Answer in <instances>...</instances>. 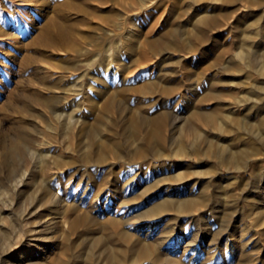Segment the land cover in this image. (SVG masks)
Returning a JSON list of instances; mask_svg holds the SVG:
<instances>
[{
    "label": "rangeland",
    "instance_id": "obj_1",
    "mask_svg": "<svg viewBox=\"0 0 264 264\" xmlns=\"http://www.w3.org/2000/svg\"><path fill=\"white\" fill-rule=\"evenodd\" d=\"M106 48L109 70L100 64ZM263 68L264 0H0V264L82 263L74 254L85 227L70 229L75 212L61 216L44 201L39 182L50 179L66 204L86 196L82 207L99 221L134 220L167 196H195L191 214L168 210L147 221L155 229L148 239L172 233L179 244L164 249L185 264H264ZM152 81L148 93L129 90ZM71 111L81 120L69 126L59 115ZM23 128L37 158L50 152L47 168L31 157L6 162L3 150ZM245 148L254 151L247 163L237 154ZM52 154L67 165L53 168ZM106 172L121 181L108 202L83 177ZM157 178L145 199L120 202ZM141 222L131 230L145 236Z\"/></svg>",
    "mask_w": 264,
    "mask_h": 264
},
{
    "label": "bare ground",
    "instance_id": "obj_2",
    "mask_svg": "<svg viewBox=\"0 0 264 264\" xmlns=\"http://www.w3.org/2000/svg\"><path fill=\"white\" fill-rule=\"evenodd\" d=\"M145 6V5H144ZM146 7V6H145ZM210 18H202V23H207L208 20ZM213 20V19H212ZM214 22V21H213ZM212 25V24H210ZM56 40V39H55ZM62 42V41H61ZM161 44V43H160ZM164 45H162L161 47H163ZM174 47V46H173ZM107 53H104V57H103V61L100 62L103 63L105 66H107L106 70H109V67L111 66L112 63V58L111 57L113 54L110 53L109 48H106ZM101 55V56H102ZM92 64V63H91ZM148 64L142 66L141 68H138L137 71L142 70V68H146ZM92 66V65H91ZM102 67V66H101ZM263 70V71H262ZM261 71L264 72V68ZM87 72V71H86ZM83 74V73H82ZM89 75V74H88ZM87 76V74H86ZM90 76V75H89ZM81 77V76H80ZM78 77V81L75 82L76 85H74V90L77 91L78 93H81L83 91V86L85 85L84 82L81 80V78ZM85 77V76H84ZM95 77V75H94ZM83 78V77H82ZM86 78V77H85ZM86 81V80H85ZM86 83V82H85ZM156 86V82L152 81L151 83L148 84H141L139 86L136 87H131L129 90H131L134 93H140V94H145L148 93L151 90V87H155ZM179 88H164L163 87V91L164 92H174L177 91ZM68 98V97H67ZM111 98V99H110ZM106 104H105V110L109 109V106L112 105L113 103V98L114 97H110ZM76 101V100H75ZM74 102V101H73ZM112 102V103H111ZM74 106V105H73ZM79 105H77L76 107L74 106V111L78 110ZM64 109V107H63ZM76 109V110H75ZM72 110V109H71ZM74 111H71L70 113H68L67 115L65 114L66 112H61L60 113V119L63 118V120L65 119L66 123H68V125H72L73 123L78 122L79 119L78 117L75 118V113ZM79 112V111H77ZM58 116V117H59ZM56 117V116H55ZM55 119V118H54ZM58 119V118H57ZM62 120V119H61ZM49 122V121H48ZM55 122V121H54ZM53 122V123H54ZM56 123V122H55ZM63 123V122H62ZM263 123V122H262ZM53 125V124H52ZM75 125V124H74ZM56 126V125H54ZM53 126V127H54ZM66 126V125H65ZM36 127V126H35ZM34 127V128H35ZM57 127V126H56ZM73 127V126H72ZM93 127V126H92ZM68 128V127H67ZM56 129V128H55ZM46 130V129H44ZM49 130V129H48ZM70 130V129H69ZM72 130V129H71ZM38 132V131H36ZM91 134H94V132L96 133V130L93 128L90 130ZM32 131L30 129H24L23 131L21 129V133L18 135L19 139L15 144H7L5 149L3 150V156L5 157L6 162L8 163L10 160L17 162L18 159L23 158L26 159L28 157H31L33 159H35V161H37V163H39V165L41 166V168L43 169L47 162L49 161L48 159H46V157H50L48 152H42L38 157V153H40V151L37 153L32 147V144L29 143V141L31 140V136H32ZM47 133V132H46ZM50 133V132H49ZM45 134V133H44ZM48 134V133H47ZM40 136V135H39ZM41 137V136H40ZM43 137V136H42ZM49 137V136H48ZM54 137V135H53ZM46 138V137H45ZM50 139V138H49ZM59 139V138H57ZM54 141V140H53ZM39 142V141H38ZM51 142V141H50ZM58 142V141H57ZM43 143V142H42ZM45 143V142H44ZM35 144V143H34ZM49 144V143H48ZM54 144V143H53ZM42 145V144H41ZM50 145V144H49ZM56 145V144H55ZM59 145V144H57ZM38 144H37V148H38ZM46 146V145H44ZM43 146V147H44ZM35 147V146H34ZM40 147V146H39ZM49 147V146H48ZM44 149V148H43ZM46 149V147H45ZM49 149V148H48ZM78 149V147H77ZM42 150V149H41ZM79 150V149H78ZM181 150V149H180ZM251 149H241L239 151H237V154L239 156V158L241 160H245V162L247 163L249 158H250V153H254V151L250 152ZM47 151V150H46ZM182 151V150H181ZM83 152L81 153V158L84 159L85 161H91V153H89V151ZM62 154V153H61ZM73 154V159H71V164H75L77 163V152L74 150ZM53 158L50 159V161L52 163H54V166L50 165L54 168V167H60L61 168V164L64 162L61 158L62 155L60 154H52ZM72 156V155H71ZM94 156V155H93ZM104 154H100V156L97 158V163H104ZM94 159V158H93ZM65 160V159H64ZM70 161V160H69ZM79 161V160H78ZM4 162V161H3ZM133 162H135L134 160H130L128 161V164H133ZM20 163V162H19ZM18 163V164H19ZM5 165V163H3ZM17 164V165H18ZM67 165V163H65ZM63 163V165H65ZM70 164V165H71ZM127 164V165H128ZM223 164V163H222ZM16 165V166H17ZM62 165V166H63ZM65 165V166H66ZM34 167V166H33ZM32 167V168H33ZM48 167V166H47ZM45 167V168H47ZM69 167V166H68ZM223 167L231 169V166L225 162L223 164ZM41 169V170H42ZM63 169V168H62ZM22 170V169H21ZM54 171V169H52ZM60 170V169H59ZM107 170V169H106ZM105 170V171H106ZM27 171V170H26ZM24 173V175L22 176V178L18 181V183L24 182L25 179L27 178L26 172ZM30 171V170H29ZM62 171V170H61ZM31 172V171H30ZM43 172H45L43 170ZM10 173H15L14 170L10 171ZM9 173V174H10ZM127 173V172H126ZM56 174V173H55ZM54 174V175H55ZM21 175V174H20ZM119 173L116 172V180H112V176H109L107 174V172L101 175V179L98 180L97 179V175L93 174V173H88L87 176H83L85 177V180L88 179V183H93L96 187H99V193L102 195V198L104 197V199L106 198L108 202V200H111V193H118V190H120L117 186L118 184L121 182L120 181V177L118 176ZM128 175V174H127ZM114 176V177H116ZM29 177V176H28ZM54 177V176H53ZM8 178V177H7ZM13 178V177H12ZM15 178V177H14ZM13 178V179H14ZM17 178V177H16ZM47 178V177H46ZM108 178V179H107ZM131 178V177H130ZM48 179V178H47ZM55 179V178H54ZM12 180V179H11ZM45 180V179H44ZM51 180V179H50ZM42 181L39 182V180L36 181V184L39 182L41 186V189L43 190L44 193L42 198L44 199L45 202L47 203H51L54 205L55 207V211L54 212H60L61 216H64L68 213H72L75 212L74 216L72 219L70 220H66L69 221L68 224H70V229L71 228H78V226L82 225L85 228L82 229L83 227L80 226V228L82 230H84V232H82L83 236H85V238L82 241L77 242V248L82 245L83 250H75V258H79L82 263L81 264H126L125 260L129 258L130 260V264H138V262H141L140 264H185L182 263L178 257L172 256L171 254H169L165 249L164 246L168 247V248H173L175 249L178 244H179V240L173 238V234L171 233V235L169 236H163V235H157L156 239L153 240H149L147 237V234L149 235L150 232H152L154 229V226L151 225L149 222L147 221H151L154 224L156 222H158L159 217L168 210H173L175 211L176 215L181 216L183 214H191L193 209L196 207L197 205V198L194 197H186V198H181V199H174L170 196H167L161 200L155 201V203H151L152 205L149 206L146 209H142V211L137 212V214L135 215V218L133 220L132 216H127L125 219H120L118 217H111L108 218L107 220H102L99 221V218H95L94 216H92L90 214V211L88 209H84L82 205L83 202H87L86 200V196L84 197V195H80L78 197H76V200L74 201L75 203H72L73 201L70 202V204H66L64 201V197L61 196L60 193V187L59 186H55L54 184L51 183V181ZM131 180V179H130ZM28 181V180H27ZM26 181V182H27ZM53 181V180H52ZM129 181V179H128ZM110 182V186L107 185V183ZM25 183V182H24ZM23 183V184H24ZM38 183V184H39ZM87 183V185H88ZM22 184V183H21ZM92 184V185H93ZM136 184V183H135ZM160 184V180L159 178H157L154 182L152 183H148V185L146 187H144L140 193H138V196H132V197H125L122 198V200L120 202H123L124 205L125 204H135L138 203L139 200L141 199H145L148 192L150 190H152L153 188L158 187ZM17 185V184H16ZM103 185V187H101ZM20 186V185H18ZM35 186V184H34ZM109 186V187H108ZM88 187V186H87ZM86 187V188H87ZM96 187V189H97ZM101 187V188H100ZM95 189V190H96ZM85 190V189H84ZM94 190V191H95ZM168 190V189H167ZM86 191V190H85ZM94 193V192H93ZM85 194V193H84ZM96 194V193H95ZM98 194V193H97ZM96 194V195H97ZM99 194V195H100ZM77 195V194H76ZM87 195V194H86ZM150 195V194H149ZM95 198V196L93 197ZM98 198V197H97ZM42 199V202H43ZM92 199V198H91ZM99 199V198H98ZM139 199V200H138ZM137 200V201H136ZM97 201V200H96ZM41 202V203H42ZM95 202V200L93 201ZM141 202V201H140ZM92 203V201H90V204ZM105 203V202H104ZM122 203V204H123ZM43 204V203H42ZM48 204V205H49ZM84 204V203H83ZM97 207H99V212L98 214L102 211L101 206H103L102 202H98L96 203ZM95 204V205H96ZM121 204V203H120ZM86 205H88L86 203ZM93 205V203H92ZM106 205V204H105ZM83 206V207H82ZM89 206V205H88ZM87 206V207H88ZM91 206V205H90ZM123 206V205H122ZM127 206V205H126ZM138 206V205H137ZM93 207V206H92ZM95 207V206H94ZM92 209V208H90ZM53 212V211H52ZM94 212V210H93ZM51 214V213H50ZM132 214V213H131ZM135 214V213H134ZM59 215V214H58ZM94 215V214H93ZM196 215V214H195ZM55 216V215H54ZM57 216V215H56ZM52 217V216H51ZM125 217V216H124ZM56 218V217H55ZM200 218V217H199ZM48 219V218H47ZM51 219V218H50ZM53 220V219H51ZM202 220V219H201ZM56 221V220H55ZM138 221H145L139 223V228L137 229L140 233L145 234V236H142L140 234L136 235L131 228L133 229V227L131 225H134L133 223H136ZM199 221V220H198ZM51 222V221H50ZM49 223V222H48ZM52 223V222H51ZM56 223V222H55ZM99 224V226L97 228L94 227V224ZM127 225V226H126ZM223 226V225H222ZM220 228V226H219ZM135 229V228H134ZM102 232H99V231ZM221 230V229H220ZM219 230V231H220ZM81 231V230H80ZM214 232V231H213ZM218 231H216L214 233V237L215 238L216 234ZM223 232V231H221ZM90 237H89V236ZM153 236V235H152ZM183 236V235H182ZM86 237L88 238L86 240ZM193 237V236H191ZM82 238V236H81ZM153 238V237H151ZM155 238V237H154ZM212 239V240H213ZM198 240V238H190L189 245L193 242H196ZM230 240V239H229ZM211 241V240H210ZM65 244V243H64ZM195 244V243H193ZM198 244V242H197ZM214 244V242H213ZM217 244V243H216ZM70 244L66 243L65 244V248H69ZM186 245V244H185ZM188 245V243H187ZM186 245V246H187ZM184 246V247H186ZM229 246V245H227ZM73 247V245H72ZM190 247V246H189ZM188 247V248H189ZM80 247V249H82ZM197 248V247H196ZM210 248V247H209ZM214 248V247H213ZM218 248V247H217ZM207 249V248H206ZM212 249V248H211ZM187 250V249H186ZM184 250V251H186ZM194 247H191V252L192 254H194L195 252L197 253V251H193ZM209 249H207L208 251ZM211 251V250H210ZM209 252V251H208ZM174 254V253H173ZM73 256V257H74ZM192 256V255H191ZM212 257V256H211ZM63 258V257H62ZM193 258V256H192ZM211 259V258H209ZM190 260V259H189ZM193 260V259H192ZM196 260V259H195ZM208 259L206 258V261ZM191 261V260H190ZM128 262V261H127ZM143 262V263H142ZM246 260L241 261L240 264H245ZM54 264H65L64 261L62 259H58ZM69 264V263H68ZM187 264V263H186ZM195 264V263H194ZM198 264H205V261L198 263Z\"/></svg>",
    "mask_w": 264,
    "mask_h": 264
}]
</instances>
